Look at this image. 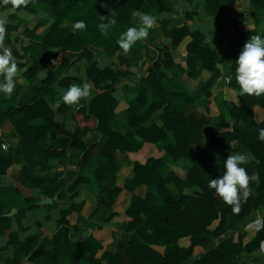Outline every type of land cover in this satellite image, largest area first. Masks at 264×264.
<instances>
[{"label": "trees", "instance_id": "trees-1", "mask_svg": "<svg viewBox=\"0 0 264 264\" xmlns=\"http://www.w3.org/2000/svg\"><path fill=\"white\" fill-rule=\"evenodd\" d=\"M110 1L29 0L26 7H16L30 14L42 11L49 23L24 32L30 44L23 50L30 62L23 64L26 68H20L21 77L30 83L29 102H21L17 78L11 97L0 93V128L10 123L20 137L14 147L1 140L6 148L0 147V174L13 163L23 161L21 179L46 185L50 189L47 195L56 197V202L62 204L74 198L82 187L90 188L81 171L94 158L97 166L94 176L103 183L100 192L95 191L96 201L102 212L107 211L94 230L106 233L112 241L121 232L127 245L118 241L115 250L108 251L94 230L76 239L73 234L79 228L71 226L65 218L66 212L62 211L51 234H44L42 224H38L39 232L16 244L15 258H7L6 264H179L193 255V247L204 245L207 237H220L252 209L264 207V141L258 138L264 130V94L240 95L236 64L231 63L255 31L245 32L241 22L232 31H222V21L216 15L220 7L218 0H204L207 11L217 16L213 38L205 40L187 26L186 20H163L162 31L169 44L156 47L157 57L151 60L137 83L131 84V62L118 40L131 23L132 11L141 10L145 0ZM253 1L264 9V0ZM8 7L13 6L0 2V9ZM261 17L264 23V15ZM80 20L86 27L74 30L73 24ZM109 22L113 23L107 34L101 33L98 26ZM224 39L230 41L225 51L220 47ZM42 45L67 51L65 63L55 70L48 69L41 57ZM171 49L178 55L174 56ZM100 55L114 63L100 67ZM189 55H196L202 62L200 69H186L183 57ZM223 57L228 59L222 63L226 77L221 81L223 85L220 82L218 86L233 89L239 105L223 98L211 100V88L221 72L217 63ZM82 61L87 65L83 78H60L65 67ZM180 67H185V72ZM42 70L47 71L43 80L38 77ZM203 70L212 76L208 81H200L198 90L190 91L186 79H198ZM74 82L90 85L93 92L87 104L77 109L75 104H65L62 94L54 88L56 84L66 91ZM125 87L136 93V97L130 101L116 99L114 93ZM203 94L206 100L200 108L196 101ZM120 111L127 112L126 125L133 130L112 129L114 116ZM58 115L77 123L74 129L59 121ZM153 115L161 121V126L149 123ZM87 130L94 135L88 142L81 137ZM102 137H107L103 146ZM128 143L137 144L134 152L130 153ZM143 147L148 153L141 158L137 153ZM239 151L252 157L242 166L250 176L258 174L259 179L249 181L250 194L241 201L240 211L234 213L208 187V182L222 175L217 171L218 162L224 163L228 155ZM117 152L125 153L126 163L132 165V174L123 185L117 184L122 166L118 164ZM69 154L73 155L75 170L65 187L63 180L53 184L49 177L35 178L36 160L46 162ZM45 169L48 167L42 164L43 173ZM144 186L143 195L138 194L136 189ZM126 191L130 200L120 215L116 206ZM25 202L30 207L36 205L34 198H26ZM245 235L241 231L233 239L218 243L193 264H239L242 254L264 240V217L253 238L246 243Z\"/></svg>", "mask_w": 264, "mask_h": 264}, {"label": "crops", "instance_id": "crops-1", "mask_svg": "<svg viewBox=\"0 0 264 264\" xmlns=\"http://www.w3.org/2000/svg\"><path fill=\"white\" fill-rule=\"evenodd\" d=\"M118 1L119 0H112L110 2L113 3ZM218 2L220 7L217 9L216 15L219 16L222 21L220 27L222 31H232L234 26L237 25V22H241L245 32L255 31V35L262 34L264 23L261 15H264V9L258 7L256 2L253 0H218ZM131 14L132 19L128 28L141 27V16L143 15L154 17V23L149 29L147 39L137 41L126 54V57L131 62L129 69V81L132 82L131 84L137 83L141 74L150 65L151 60L157 57L156 47L167 46L169 44V40L164 37L162 31L161 22L163 20L170 22L186 20L187 26L194 32H199L205 40H211L213 38L212 31L216 28L217 20V16L207 11L204 0H145L144 7L139 11L133 10ZM0 17L5 19L4 38L3 41L0 42V51H11L18 69L16 78L18 79V84L21 86V102H29L30 83L27 79L21 77L23 69L20 68H26L27 65L24 66L23 64H28L30 62L28 57L24 55V47L30 44V40L25 37L24 32L26 30H33L38 24L47 26L49 19L42 11L36 14H30L25 9H16L13 7L0 9ZM10 27H12V29H10ZM6 39L8 43H6ZM248 39H250V37ZM229 46L230 41L228 39H224L220 45L223 51L227 50ZM242 48L243 47L239 50L238 55ZM171 52L174 56L178 55L175 49H171ZM41 57L46 62L48 69L55 70L58 66L65 63L67 51L42 45ZM183 58L185 59L186 69L193 71L201 68L202 62L196 58V55H189ZM236 59L232 60L231 63H235ZM98 60L100 67L114 63H112L111 59L103 55L98 56ZM225 62H228V59L223 57L217 63V68L221 72L216 79V84L211 88V100L214 101L215 99L218 101L223 98L239 105L240 100L233 89L228 88L224 90V88L221 89V87L218 86L226 77V70L224 65H222V63ZM86 66L84 61L69 65L64 68L60 78H83ZM119 69L125 70L124 67H120ZM179 69L185 72V67H180ZM39 73L38 77L40 78ZM211 76L212 74L209 71L203 70L198 79H186V84L190 91H195L198 90L197 88L200 81H208ZM228 79L226 80L228 81ZM80 80L86 81L85 79ZM73 84L81 86V83L74 82ZM221 85H223L222 82ZM54 88H56V92L60 95L63 94L62 90L65 91V88H61L56 84H54ZM92 94L93 92L90 89V95L87 98H82L75 104V108L77 109L81 105H86L90 97H92ZM114 97L116 99L130 101L136 97V93L125 87L117 90L114 93ZM204 100H206V98L203 94L197 99V106L202 108ZM95 106H98V104L95 103ZM99 108L102 109V104ZM127 118V112L120 111L114 116V121L111 123L112 129L117 132H123L128 129L133 130V128H129L126 125ZM57 119L59 121H65L66 126L70 129H74L77 124L71 120H67L61 115H58ZM149 123H155L159 126L162 125L161 121L158 120L155 115L150 117ZM81 137L88 142L94 135L87 130L81 134ZM19 139L20 137L16 129L10 123H5L0 128V141L2 140L7 145L14 147L17 145ZM2 141L1 143H3ZM105 141H107V137H102L100 144L103 146ZM127 146L129 151H131L130 153H132L137 144L128 143ZM147 153L145 147H143L137 155L144 158ZM239 153L245 154L243 151H239ZM214 155L219 159L217 152H215ZM245 155L251 157L249 154ZM72 156L73 155L69 154L66 158H51L46 162L36 160L37 169L35 178L40 179L49 177L51 181H54L53 184L63 180L65 181L63 187H65L68 180L72 178L70 174L75 170L74 161H72L74 158ZM117 160L118 164L122 165L118 173L117 184L123 185V181L132 174V165L130 162L126 163L125 153L117 152ZM23 163V161L15 162L0 174V264H6L5 260L7 258H15L16 244L38 233V224H42L44 234H51L55 228V220L61 216L62 211L66 212L65 218L68 223L71 226L79 228L78 231L73 234L76 239L83 238L91 233L107 213L106 210L103 212L101 211V206H99L96 201L95 191L98 194V192H100L99 188L102 187L103 183L97 182L94 176V171L97 167L94 158L89 160L86 167L81 171L82 175L89 180L90 188L82 187L74 198L62 204L56 202V197L51 198L47 195L50 189L49 187H45L46 185L38 186L30 181L24 182L21 179L20 175ZM42 164H46L48 167L44 172L46 175L43 173ZM218 165L217 171H221L223 174L224 168L222 160L218 162ZM144 190H146V186L139 189L137 188L136 192L143 195ZM250 191L252 192L253 188H250ZM26 198H34L36 200V205L32 207L28 206L25 202ZM48 199H50L51 202L43 203L44 200ZM129 200L130 193L126 191L123 194L121 202L116 206L120 215H123V212L129 204ZM263 217L264 207L252 209L248 216L238 221L232 229H229V231L222 234L220 237H207L204 245L193 247V255L188 259L181 260L179 264H193L195 259H202L204 254L208 250L213 249L218 243L233 239L234 236L241 231H245L246 233L243 242H248L255 235L257 229L261 225V219ZM148 232L150 233L151 230H148ZM94 233L99 238L103 239V246L108 251H114L118 241L127 245L125 237L121 232H117L116 241H112V238L110 239V236H107L104 232H97L94 230ZM156 249L162 250L160 247H156ZM83 252L86 253L85 251ZM239 264H264V240L257 247L248 249L242 254Z\"/></svg>", "mask_w": 264, "mask_h": 264}, {"label": "clouds", "instance_id": "clouds-1", "mask_svg": "<svg viewBox=\"0 0 264 264\" xmlns=\"http://www.w3.org/2000/svg\"><path fill=\"white\" fill-rule=\"evenodd\" d=\"M3 4L11 3L13 8L27 6L29 0H0ZM113 22L101 23L98 27L101 33L107 34ZM141 27H130L118 40V45L124 54H127L137 42L147 39L149 29L153 26L154 17L150 15L141 16ZM5 19L0 17V42L4 38ZM86 27L84 21H76L73 24L74 30H83ZM236 82L239 85L240 95L264 94V36H251L245 44L238 58L235 61ZM18 75L16 61L9 50L0 51V93L5 97H11L16 86L15 78ZM43 80L47 77V71L39 73ZM91 86L73 84L66 91H63L62 100L67 105L77 104L82 98L90 95ZM259 140L264 141V130L259 133ZM251 157L242 153L228 155L224 160V172L216 179L208 182V187L215 190L223 202L232 207L234 213L240 211L241 201L249 196V181H258V174L247 173L245 165L251 161Z\"/></svg>", "mask_w": 264, "mask_h": 264}, {"label": "built area", "instance_id": "built-area-1", "mask_svg": "<svg viewBox=\"0 0 264 264\" xmlns=\"http://www.w3.org/2000/svg\"><path fill=\"white\" fill-rule=\"evenodd\" d=\"M0 147L4 149L6 147V144L5 143H1Z\"/></svg>", "mask_w": 264, "mask_h": 264}, {"label": "water", "instance_id": "water-1", "mask_svg": "<svg viewBox=\"0 0 264 264\" xmlns=\"http://www.w3.org/2000/svg\"><path fill=\"white\" fill-rule=\"evenodd\" d=\"M46 202H51V200L48 199V200H44V201H43V203H46Z\"/></svg>", "mask_w": 264, "mask_h": 264}, {"label": "rangeland", "instance_id": "rangeland-1", "mask_svg": "<svg viewBox=\"0 0 264 264\" xmlns=\"http://www.w3.org/2000/svg\"><path fill=\"white\" fill-rule=\"evenodd\" d=\"M203 102H205V100H204ZM5 148H6V147H5ZM5 148H4V149H5Z\"/></svg>", "mask_w": 264, "mask_h": 264}]
</instances>
